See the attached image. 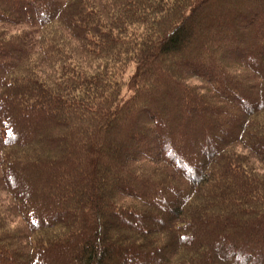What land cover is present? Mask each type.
<instances>
[{
  "label": "trees",
  "instance_id": "1",
  "mask_svg": "<svg viewBox=\"0 0 264 264\" xmlns=\"http://www.w3.org/2000/svg\"><path fill=\"white\" fill-rule=\"evenodd\" d=\"M0 264H264V0H0Z\"/></svg>",
  "mask_w": 264,
  "mask_h": 264
},
{
  "label": "rangeland",
  "instance_id": "2",
  "mask_svg": "<svg viewBox=\"0 0 264 264\" xmlns=\"http://www.w3.org/2000/svg\"><path fill=\"white\" fill-rule=\"evenodd\" d=\"M131 72H133V69L132 68H128V72H127V74H129V73H131ZM126 90V89H125Z\"/></svg>",
  "mask_w": 264,
  "mask_h": 264
}]
</instances>
